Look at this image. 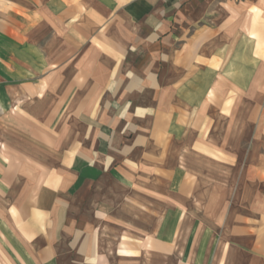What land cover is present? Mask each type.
Returning a JSON list of instances; mask_svg holds the SVG:
<instances>
[{
	"label": "crops",
	"instance_id": "0c3cea01",
	"mask_svg": "<svg viewBox=\"0 0 264 264\" xmlns=\"http://www.w3.org/2000/svg\"><path fill=\"white\" fill-rule=\"evenodd\" d=\"M261 94L264 0H0V263L264 264Z\"/></svg>",
	"mask_w": 264,
	"mask_h": 264
},
{
	"label": "rangeland",
	"instance_id": "374dc122",
	"mask_svg": "<svg viewBox=\"0 0 264 264\" xmlns=\"http://www.w3.org/2000/svg\"><path fill=\"white\" fill-rule=\"evenodd\" d=\"M252 101H253L252 100V96L249 95L247 97H244V102L245 103L249 104V103H252ZM260 101H261V103L264 104V94L260 95ZM245 113H247V112H245ZM259 118H260L261 121H264V106L259 111ZM0 148L2 149L4 147L0 146ZM6 149H7V147H6ZM6 149H4V150H6ZM2 201H3V198L0 197V205L2 204ZM115 241L119 242V240H115ZM120 242L123 243V241H121V240H120ZM137 248H138L137 251H132V256L131 257L128 256L126 258L123 257V255H118V251L119 250H117V255H116L115 258H113V262H117L119 264H124V263H127V264H151L152 257L149 254L150 250H152L151 241L147 240V242L145 244L143 243V244L139 245V247H137ZM121 254H123V253H121ZM0 260H1V258H0ZM164 261H165L164 262L165 264L175 263V259L172 258L171 256L166 258Z\"/></svg>",
	"mask_w": 264,
	"mask_h": 264
}]
</instances>
